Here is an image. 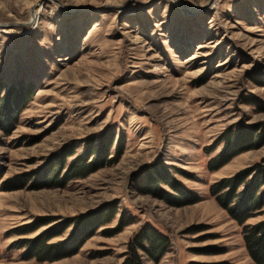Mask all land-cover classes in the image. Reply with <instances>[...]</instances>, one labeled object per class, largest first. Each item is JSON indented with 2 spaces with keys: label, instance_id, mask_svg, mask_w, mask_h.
Masks as SVG:
<instances>
[{
  "label": "rangeland",
  "instance_id": "rangeland-1",
  "mask_svg": "<svg viewBox=\"0 0 264 264\" xmlns=\"http://www.w3.org/2000/svg\"><path fill=\"white\" fill-rule=\"evenodd\" d=\"M0 113V264H121L149 229L145 264H254L209 188L264 167V0H0Z\"/></svg>",
  "mask_w": 264,
  "mask_h": 264
},
{
  "label": "trees",
  "instance_id": "trees-1",
  "mask_svg": "<svg viewBox=\"0 0 264 264\" xmlns=\"http://www.w3.org/2000/svg\"><path fill=\"white\" fill-rule=\"evenodd\" d=\"M24 96L25 94L19 96V100L16 101L18 108L30 98L27 95L26 97ZM0 115L2 116L1 113ZM230 143L233 146L240 144L236 139L231 140L229 144ZM236 152H238V150H232L228 157L231 158L237 154ZM228 157L225 160H222L218 166L224 164L229 159ZM74 170V176L79 174L78 176L84 177L92 173L94 170H96V168L85 164L84 161L81 160L80 163L75 162ZM249 176H251L250 179H248ZM263 183L264 167L257 166L254 167V169L242 170L233 177L223 178L212 184L209 188L211 195L215 197L217 202L228 211L230 216L237 222V224L242 226L241 234L244 241V246L248 256L251 258L254 264H264V220L252 225L245 224V222L253 216L256 210L261 209L264 205V192H260V187ZM241 186L242 188L239 189ZM91 219L98 220L97 217H93ZM91 219H86L85 221L82 220L79 222L77 227L78 231L75 235L76 242L74 243V248L72 251L66 253L63 256L54 258H62L64 256H68L69 254H73L83 244V242L90 235L84 231L89 225V220ZM128 223L129 222L124 223L123 226L127 225ZM99 226H101V224L98 225V227ZM35 229L36 227H34L32 230L34 231ZM32 230H24V233L31 232ZM47 238L48 237L42 238L39 241L40 243L33 247L35 249L33 255H30L26 258L28 259L31 257H36L37 259L42 260L43 258L48 257L47 254L54 252L52 245H46V242L49 239ZM44 244L45 246H43ZM167 247V238L157 230L149 229L144 232L141 231L134 238H132L131 242L129 243L127 258L121 264H145L141 259V255L139 254L140 251L146 254L154 262H157L166 253Z\"/></svg>",
  "mask_w": 264,
  "mask_h": 264
}]
</instances>
